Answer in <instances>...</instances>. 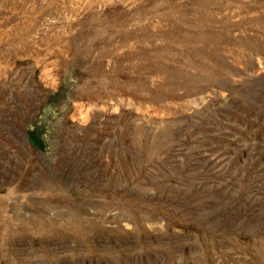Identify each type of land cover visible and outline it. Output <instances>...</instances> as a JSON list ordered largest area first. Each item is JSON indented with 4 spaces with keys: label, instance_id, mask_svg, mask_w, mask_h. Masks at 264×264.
<instances>
[{
    "label": "rangeland",
    "instance_id": "1",
    "mask_svg": "<svg viewBox=\"0 0 264 264\" xmlns=\"http://www.w3.org/2000/svg\"><path fill=\"white\" fill-rule=\"evenodd\" d=\"M0 264H264V0H0Z\"/></svg>",
    "mask_w": 264,
    "mask_h": 264
}]
</instances>
